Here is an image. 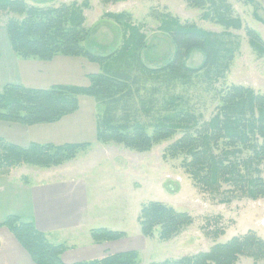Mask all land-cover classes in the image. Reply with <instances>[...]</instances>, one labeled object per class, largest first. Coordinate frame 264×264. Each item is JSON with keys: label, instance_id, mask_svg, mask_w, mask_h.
<instances>
[{"label": "trees", "instance_id": "trees-1", "mask_svg": "<svg viewBox=\"0 0 264 264\" xmlns=\"http://www.w3.org/2000/svg\"><path fill=\"white\" fill-rule=\"evenodd\" d=\"M186 1L191 6L206 8L203 18L227 30L243 27L241 18L232 13L226 0ZM2 13L8 16L5 30L18 57L48 61L56 55L83 56L98 63L100 70L88 75L89 86L59 84L33 88L18 83L6 84L0 90V121L23 125L56 122L79 109L80 96H90L104 106L102 115H97L99 142L115 141L145 151L180 134L169 146L170 155L183 156L182 166L202 190L219 193L222 185L228 184L231 189L225 193L229 196L238 193L253 199L264 196V93L243 84L227 86L220 90L219 104L208 120L168 99L162 107L167 112L160 111L150 124L151 132L146 124L130 120L127 112L118 116L132 87L138 88L143 79L188 82L200 70L210 75L214 72L212 75L217 80L223 77L234 55L230 31H209L197 24L168 17L159 28L167 32L175 44L174 56L159 68H149L140 58L146 34L142 26L131 22L126 12L106 14L123 28L122 45L109 55H97L86 48L89 32L80 4L42 7L28 0H0ZM245 28L252 48L264 54L261 37L253 29ZM196 48L205 53L206 59L201 67L191 68L186 58ZM114 58L118 60L115 67L112 65ZM149 103L156 106L153 101ZM89 145L32 142L24 147L0 136V175H9L25 164L43 168L59 166L73 160ZM27 178L23 176L24 180ZM229 200L230 197L223 201ZM138 222L143 236L151 238L159 228L160 239L169 240L191 224L192 217L187 211L177 210L165 202L150 201L141 207ZM0 226L13 233L35 263L67 264L62 259L67 246L51 242L33 222L12 214L0 222ZM91 236L94 242L102 243L119 240L126 232L97 227L91 230ZM241 256L264 259V239L250 231L227 242L216 243L207 251L150 264H237ZM138 258L137 250H129L107 252L100 258L72 264H139Z\"/></svg>", "mask_w": 264, "mask_h": 264}, {"label": "rangeland", "instance_id": "rangeland-1", "mask_svg": "<svg viewBox=\"0 0 264 264\" xmlns=\"http://www.w3.org/2000/svg\"><path fill=\"white\" fill-rule=\"evenodd\" d=\"M28 2L42 7L64 3L80 4L85 15V27L89 32L85 46L97 55H109L119 49L123 42L122 25L106 14L128 13L131 22L142 26V31L146 34V45L140 58L149 68H159L174 56L175 44L170 35L159 28L168 17L177 18L182 23L197 24L209 31H230L234 55L228 70L218 80L212 75L214 72L210 75L205 70H200L188 82L170 83L164 81L166 78L143 79L138 88L132 87V93L127 97V102H122L124 108L122 106L119 109L118 116L127 112L130 120L146 124L149 132L152 129L150 124L160 111L167 112L162 107L168 99L176 101L178 107L182 105L208 120L219 104L220 90L227 86L243 84L264 93V54H259L252 48L245 28L253 29L264 42V0H226L232 7V13L239 16L243 24L241 29L229 30L203 18L206 8L191 6L186 0ZM7 17L4 13L0 14L2 43L8 41L3 27ZM114 59L112 65L115 67L118 60ZM205 59V53L196 48L189 53L186 64L191 68H199ZM91 101L95 102L93 99ZM151 101L156 106L152 107L149 103ZM103 110V105L96 104L97 115L101 116ZM179 136L180 134H176L160 141L145 151H138L115 141H98L80 150L73 160L66 161L69 167L54 166L49 171L25 164L27 166L18 171L22 172V178L28 174L33 180L38 177L46 180L59 175L69 176L64 173L85 180L90 200L96 201L94 211L98 221L94 226L125 231L131 244L136 239H141L137 250L139 264L177 259L207 251L216 243L227 242L234 236L250 231L264 239V196L253 199L238 193L232 197L225 193L231 189L228 184H223L219 193L202 190L182 166L183 156L170 155L169 146ZM262 176L264 178V173ZM228 197L229 201H223ZM150 201H162L177 210L187 211L192 217V223L169 240L160 239L159 228L155 229L151 238L143 236L138 215L141 207ZM237 264H264V259L241 256Z\"/></svg>", "mask_w": 264, "mask_h": 264}, {"label": "crops", "instance_id": "crops-1", "mask_svg": "<svg viewBox=\"0 0 264 264\" xmlns=\"http://www.w3.org/2000/svg\"><path fill=\"white\" fill-rule=\"evenodd\" d=\"M3 27L5 30V25ZM7 40L0 42V89L8 83L33 88L59 84L89 86L88 75L100 70L98 63L83 56L56 55L48 61L23 59L15 54L9 38ZM92 99L80 96L77 111L52 123L23 125L0 121V136L24 147L32 142L55 145L97 143V103ZM24 166L27 165L16 168L9 175H0V222L12 214L33 222L51 242L67 246L62 255L67 264L100 258L107 252L139 250L141 239L131 244L128 234L118 241H93L91 230L96 228L98 216L94 211L96 201L90 200L85 180L73 178L70 173L46 180L39 177L33 180L27 174L24 176L28 178L24 180L20 175L22 172L18 171ZM66 166L69 167L65 163L56 168ZM0 264H37L5 226H0Z\"/></svg>", "mask_w": 264, "mask_h": 264}]
</instances>
